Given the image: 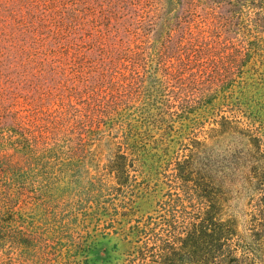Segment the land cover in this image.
I'll use <instances>...</instances> for the list:
<instances>
[{"label":"trees","instance_id":"obj_1","mask_svg":"<svg viewBox=\"0 0 264 264\" xmlns=\"http://www.w3.org/2000/svg\"><path fill=\"white\" fill-rule=\"evenodd\" d=\"M3 55L53 81L41 104L26 95L3 106L7 130L34 159L61 153L71 164L78 150L57 148L65 134L84 148L101 127L120 130L107 172L121 191L135 168L128 153L135 136L159 130L156 142L168 148L175 123L233 86L247 90L243 78L264 96V0H0ZM194 163L192 152L170 163L174 192L127 228L133 241L124 264H240L249 255L236 248L246 237L221 187ZM261 191L247 227L264 241Z\"/></svg>","mask_w":264,"mask_h":264},{"label":"rangeland","instance_id":"obj_2","mask_svg":"<svg viewBox=\"0 0 264 264\" xmlns=\"http://www.w3.org/2000/svg\"><path fill=\"white\" fill-rule=\"evenodd\" d=\"M25 71L10 56L0 58V264H124L133 241L127 228L156 214L174 192L170 163L191 152L194 171L221 187L227 213L246 237L236 245L249 252L240 264H264V241L251 239L247 227L264 188V96L257 84L243 78L247 90L233 86L175 123L168 148L156 142L159 130L129 140L135 168L129 184L116 191L107 165L120 130L101 127L85 136L84 148L65 134L57 148L78 150L72 164L61 153L34 159L16 130H7L12 119L3 106L26 95L41 104L42 88L53 87ZM50 102L45 97V107Z\"/></svg>","mask_w":264,"mask_h":264}]
</instances>
